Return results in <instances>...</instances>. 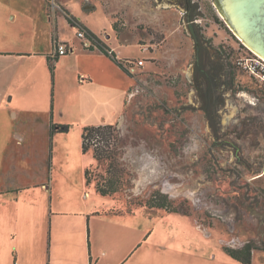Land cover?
I'll return each instance as SVG.
<instances>
[{"label":"rangeland","instance_id":"1","mask_svg":"<svg viewBox=\"0 0 264 264\" xmlns=\"http://www.w3.org/2000/svg\"><path fill=\"white\" fill-rule=\"evenodd\" d=\"M15 4L3 12V32H16L25 42L36 29L37 48L46 47L49 15L61 14L59 27L77 49L68 43L73 48L70 55L62 56L64 61L54 71L47 65L45 89L56 124L50 190L45 193L38 187L25 193L20 209L28 215L21 214L22 231L13 241H2L1 236L0 264H18L16 256L19 264H242L224 247L247 242L257 248L252 264H264V169L254 173L264 165V133L257 130L258 124L264 125V94L235 64L250 51L244 44L250 45L227 21L218 0H15ZM193 12L198 15L194 30L199 40L211 51L226 50L235 65L233 87H221L224 104L218 137L201 109L195 78L197 40L187 18ZM77 29L89 37L90 46L77 36ZM101 41L118 58L141 59L144 65L130 69L125 60L130 79L101 52L82 56V48L99 50ZM56 45L54 57L59 58ZM82 64L93 80L81 88L74 66ZM36 78L38 98L43 86L39 67ZM80 90L88 95L86 113L80 101L70 99ZM118 109L122 115L112 125L121 138L117 161L123 169V188L103 196L96 190V180L107 169V160L94 158L93 146L84 151L82 133ZM36 129L43 132L45 127ZM234 142L240 149L231 146ZM236 152L250 167L237 163ZM87 168L94 171L90 185ZM227 200L242 207L241 220H235ZM155 202L168 206H150Z\"/></svg>","mask_w":264,"mask_h":264},{"label":"crops","instance_id":"2","mask_svg":"<svg viewBox=\"0 0 264 264\" xmlns=\"http://www.w3.org/2000/svg\"><path fill=\"white\" fill-rule=\"evenodd\" d=\"M16 6L15 0H0V23L3 12L13 10ZM67 9H69L68 6ZM49 16L50 19L47 20L45 26V35L48 41L46 47L37 48L36 29L31 31L29 35L31 37H27L25 42L18 33L3 32L0 29V238L3 236L2 241L11 242L22 231L21 226L19 227V220L21 214L26 213V210L22 212L20 203L28 196L25 193L38 187H41L45 193L50 190L48 168H51L49 161L52 153L51 141L55 131L53 129L55 115L53 116V111L49 110L48 93L45 89L46 75L49 73L47 65L50 66L49 57H54L56 41H65L71 44L75 50L77 48L59 27V18L60 16L63 18V15ZM15 17L16 15L13 16V18ZM84 27L90 30L87 25ZM108 36L110 37V35ZM82 51V56L85 57H88L89 52L103 53L100 50L83 48ZM68 55L70 54L63 57ZM101 55L119 68L110 57L104 53ZM61 57L55 60V65L64 61ZM38 67L43 86L42 93L36 98V94L39 93L37 88L39 78H36ZM74 68L76 75L78 74L81 88L84 83L93 80L89 68L85 65H76ZM120 71L131 79L122 69ZM9 97L10 99H8ZM86 97L88 95L84 90H80L79 94H70V99L82 103L84 113H86V103L88 102ZM112 110L113 107H111ZM121 115L122 110L118 109L111 113L109 119L93 122V125L116 124ZM114 118H117L115 122H111ZM40 126L45 127L43 132L36 129ZM16 242H19L17 238ZM15 260L19 264L17 256Z\"/></svg>","mask_w":264,"mask_h":264},{"label":"trees","instance_id":"3","mask_svg":"<svg viewBox=\"0 0 264 264\" xmlns=\"http://www.w3.org/2000/svg\"><path fill=\"white\" fill-rule=\"evenodd\" d=\"M187 14L191 33L197 40L195 46V78L200 85L198 90L201 98V109L205 113V117L212 131L218 137L221 133L219 110L224 104L223 92L221 87L224 85L229 88L233 87L235 80L233 71H235V65L231 64V62L228 60V58H230V55H227L226 50L223 51L221 48H212L214 50L211 51V46L207 45V42H204V40H199L197 32L194 30V26L196 25L195 20L198 18V15L194 12L191 14ZM80 25L84 26L82 23H80ZM75 26H77V24H75ZM87 31L92 38L98 39L97 35L92 31ZM101 43L102 44H97L99 50L110 57L111 60L129 77H132V73L124 63L125 60H129L119 59L115 52L109 51V47L107 46V44H105L103 41H101ZM55 60H58V58L49 57V62L51 61L50 68L53 71L56 67ZM231 68L233 69L231 70ZM55 127L56 124L53 125L54 130ZM60 127L62 130L66 129V127H63V125H60ZM257 130L258 133H264V125L258 124ZM116 132L117 128L115 125L104 124L86 126L84 127L82 133V144L84 151L86 152L90 150L91 146H93L92 148L94 152V158H96L98 161L107 160V169L105 170L104 174L100 175L101 177L98 176L99 178H97L96 180V190L103 196L113 195L123 188L121 179L123 169L120 167V164L117 161V156L121 158V150H119V148H121V138ZM99 136L101 137V139L98 138ZM95 139L96 141L93 145V141ZM99 143H102V145ZM231 146H233V148H237V150L240 149L237 142H234ZM235 155L237 157L238 164L246 167L249 166L248 162L240 155L239 152H236ZM263 169L264 165L253 172L256 174H260ZM93 172V168H87L85 170V177L88 185H90L93 180ZM262 196L264 197V192L262 193ZM226 204L228 208L230 210H233V212L235 213L236 221L243 218V214L241 213L242 207L238 205V202L231 204V202L227 200ZM150 206L167 208L168 205H166L165 203L155 202L154 204H150ZM251 207L252 205L250 206V208ZM182 212L186 215L191 216L190 213H186L184 212V210ZM224 248L231 256V258L242 264H252L253 251L257 249L251 242H247L243 246H225ZM262 250H264V248H262Z\"/></svg>","mask_w":264,"mask_h":264},{"label":"water","instance_id":"4","mask_svg":"<svg viewBox=\"0 0 264 264\" xmlns=\"http://www.w3.org/2000/svg\"><path fill=\"white\" fill-rule=\"evenodd\" d=\"M218 3L227 21L254 50L249 48L264 57V0H218Z\"/></svg>","mask_w":264,"mask_h":264},{"label":"built area","instance_id":"5","mask_svg":"<svg viewBox=\"0 0 264 264\" xmlns=\"http://www.w3.org/2000/svg\"><path fill=\"white\" fill-rule=\"evenodd\" d=\"M78 27V24H77ZM76 27V28H77ZM77 36L84 39L85 45H91L92 41L85 36V33L80 30H76ZM90 36V35H89ZM91 37V36H90ZM55 44V56H64L69 54L73 50L71 46L65 41H56ZM250 51L246 55L240 56L235 60L236 66L243 70L255 83L260 87L264 94V57L249 48ZM130 69L144 65V61L139 59L138 61H130Z\"/></svg>","mask_w":264,"mask_h":264},{"label":"flooded vegetation","instance_id":"6","mask_svg":"<svg viewBox=\"0 0 264 264\" xmlns=\"http://www.w3.org/2000/svg\"><path fill=\"white\" fill-rule=\"evenodd\" d=\"M244 44V43H243ZM247 48H249L246 44H244Z\"/></svg>","mask_w":264,"mask_h":264},{"label":"bare ground","instance_id":"7","mask_svg":"<svg viewBox=\"0 0 264 264\" xmlns=\"http://www.w3.org/2000/svg\"><path fill=\"white\" fill-rule=\"evenodd\" d=\"M109 37V36H108Z\"/></svg>","mask_w":264,"mask_h":264}]
</instances>
